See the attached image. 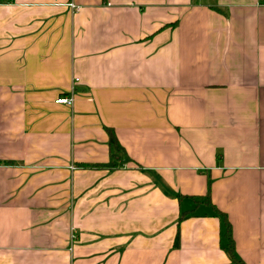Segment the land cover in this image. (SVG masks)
Segmentation results:
<instances>
[{
  "label": "crops",
  "instance_id": "0c3cea01",
  "mask_svg": "<svg viewBox=\"0 0 264 264\" xmlns=\"http://www.w3.org/2000/svg\"><path fill=\"white\" fill-rule=\"evenodd\" d=\"M221 214L264 264V0L0 2V264H235Z\"/></svg>",
  "mask_w": 264,
  "mask_h": 264
},
{
  "label": "trees",
  "instance_id": "16d2710c",
  "mask_svg": "<svg viewBox=\"0 0 264 264\" xmlns=\"http://www.w3.org/2000/svg\"><path fill=\"white\" fill-rule=\"evenodd\" d=\"M11 1L13 0H0V2H11ZM107 131L110 137L109 144H110L112 159L107 164H101V165L97 164L93 166L96 168H110V169L121 168L132 160L130 157H128L124 147L120 144L118 137L115 134V131L111 128H107ZM205 199L207 200L209 198L207 197ZM221 216L225 217V223L228 229L227 230L228 246L226 249L232 256V258L234 259L235 264H244L240 259H237V257L235 256V242H234L233 235H232V227L230 223L227 221L226 216L222 214ZM178 246H179V235L176 239V247Z\"/></svg>",
  "mask_w": 264,
  "mask_h": 264
},
{
  "label": "built area",
  "instance_id": "2783aa9c",
  "mask_svg": "<svg viewBox=\"0 0 264 264\" xmlns=\"http://www.w3.org/2000/svg\"><path fill=\"white\" fill-rule=\"evenodd\" d=\"M69 5L73 8V9H78V6H76L74 3H69ZM74 101H75V98L72 95H69V96H64V97H60L56 100L57 103H60V104H65V105H68V106H73L74 105Z\"/></svg>",
  "mask_w": 264,
  "mask_h": 264
}]
</instances>
